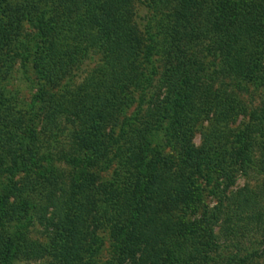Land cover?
<instances>
[{
    "label": "trees",
    "instance_id": "obj_1",
    "mask_svg": "<svg viewBox=\"0 0 264 264\" xmlns=\"http://www.w3.org/2000/svg\"><path fill=\"white\" fill-rule=\"evenodd\" d=\"M143 7L151 14L145 59L152 64L156 51L166 60L158 82L153 64L151 73H138V19ZM26 22L35 23L31 39ZM263 39L264 11L241 0H0V150L9 147L6 157L14 153L12 165L0 167V175L15 177L22 172L28 180L24 186L20 181L9 183L3 203L12 196L23 203L21 214L28 211V218L21 226L29 228L37 221L68 264L82 259L93 264L107 243L117 250L110 264H186L193 259L209 264L211 254L221 247L213 244L204 252L198 242L205 228L213 241L211 225L218 222L226 202L230 204L226 226H264V185H246L234 193L230 188L235 175L222 171V182L211 188L218 191V206L211 217L205 207L195 223L202 227L196 238L187 233L185 220L195 210L194 194L202 190L197 184L204 176L201 168L221 165L212 147L227 127L223 123L228 111L224 100L206 103L209 126L202 147L196 148L191 144L194 125H189L196 115L191 100L200 107L201 86L215 81L206 76L203 64L213 52L229 43L230 52L247 65L264 47ZM35 40L41 85L33 97L38 113L28 119L27 128L23 116L9 104L3 80L17 65H27ZM97 52L103 61L78 87H71L76 72ZM226 72L232 74L230 67L222 66L219 73ZM139 88L141 97L135 95ZM158 88H163V97ZM144 97L145 109L138 105L135 114L122 118V109ZM36 117L42 132L35 127ZM69 125L73 128L67 133ZM162 128L164 141H156V156L146 159L142 154L152 143L148 134ZM263 129L264 108L251 114L236 137L235 164L245 175L248 170H263L253 146ZM42 135L50 139L48 148L42 146L47 142ZM174 144L180 147L182 173L171 179L172 171L160 174L158 160L164 146L175 148ZM260 167L264 168L261 160ZM4 227L1 221L0 255L7 244ZM230 258L228 264L238 261L237 256Z\"/></svg>",
    "mask_w": 264,
    "mask_h": 264
},
{
    "label": "rangeland",
    "instance_id": "obj_2",
    "mask_svg": "<svg viewBox=\"0 0 264 264\" xmlns=\"http://www.w3.org/2000/svg\"><path fill=\"white\" fill-rule=\"evenodd\" d=\"M241 2L243 4L249 3L250 5H256L258 9L264 11L263 0H249L248 2L241 0ZM139 16L140 18L138 19V22L140 23L141 28L139 33L140 57L138 61V73L142 76H146V74L153 71V64L156 69L155 71L157 75L155 77L158 82L159 77L164 70L166 60L155 51L154 57L151 59L152 64H150V62L147 63L145 57L149 39L146 27L148 26V19L151 14L149 16V12L143 7L139 8ZM7 22L9 24V21ZM34 24L35 23H32V26H28V22L25 23V28L28 29L27 36H29L30 39L35 37L34 33L37 31ZM152 31L153 34L157 32L156 25L153 26ZM32 45L34 46V50L31 52V60L27 65L25 67L17 65L16 68L10 70V73L7 74L3 80L5 93L7 94V97L10 98L9 104L23 116L27 128L28 126H31V124H28V119H31L33 114L38 113V108H34L33 106V97L41 85L38 76V69L34 62L36 53L35 47L38 45V41L35 40ZM260 45L261 43H259V46ZM230 49V44L225 43V46L218 51L213 52L206 60H204L203 64L207 70L206 76L215 78V81L211 86L205 84L201 86L200 90H203V94L200 107L195 106L194 101L191 100L192 106L194 105L195 107L196 115L190 121L189 125H194L191 144L196 148L202 147L204 133L209 126L206 103L211 100L219 102H223L224 100V103L228 105L226 121L223 123L224 127H227L221 133L219 132L218 139L220 141L212 147V150H214L218 156L220 155V158L222 159L221 165H206L201 168L204 172V176L199 179L197 184L202 190L200 192H195V200L192 203L195 210L185 220V222L189 224L187 233L193 238H196L199 235V231L202 228L195 223L200 218L205 207L209 208V216L211 217L214 212L213 208L218 206V191L211 192V188L213 186L215 187L217 183L222 182L220 179L222 171H227L235 175V183L230 188V191L234 193L240 191L246 185L252 188L264 185V168L260 167V160L264 162V129L263 132H259L257 134L258 136H255L253 140L254 157L259 163V168L263 170H248V174L245 175L243 172L238 171L237 165L235 164V154L239 149L236 142L237 135L246 128L251 114L253 112H259L264 108V47L258 50L260 53L255 56L253 61L246 62L247 65L244 64L243 59L240 58L238 54L236 55L235 53L230 52ZM221 53L222 56L220 57L219 54ZM101 60L103 61L102 54L100 52L94 53V56L87 60L83 67L76 72V78L72 82L71 87H78L89 74L91 68ZM222 66H226V68L230 67L232 74L229 75L227 72L220 74L219 72ZM239 66H242L241 70H238ZM65 83L66 82L64 81L59 84L63 85ZM46 84V89H48L51 85L47 82ZM140 91L142 90L139 88V91L135 94L137 97H141ZM156 91L160 97H163V88H158ZM147 104V98L144 97L142 101L140 100V102L132 104L130 108L122 109V118L135 114L138 105H143L145 109ZM36 118L35 127L37 131H40L41 125L39 124L40 122H38V117ZM67 128L68 133L73 127L69 125ZM185 128L186 131L188 126L186 125ZM132 129L134 128L132 127L131 130ZM176 133H178V136L176 137L180 138L181 130L180 132L179 130L178 132L176 131ZM148 135L152 138V143L150 145L148 144L149 149L142 154L143 157H147L146 159L156 156L154 147L156 141H159L160 143L162 140L164 141L163 128L155 133L151 132V134ZM177 138H175V143L178 141ZM40 139L47 142H45L44 145H42L43 141L42 143L38 142V145L48 148V141L50 139L43 135ZM24 141L28 145V139ZM174 145L177 146L173 148L169 145H165L163 148L164 151L160 154L158 160H161L158 164L160 168L159 172L162 171L163 175V173L172 171L170 176L171 179H174V173L181 172L179 169L181 165L179 163L180 155L178 152L180 147L178 144ZM8 150L9 147H5L2 151L0 150V167L12 165L11 158L14 153L12 152L11 157H6ZM3 162H5V164ZM26 179V174L22 172L15 177H11L10 174L0 175V208L6 213H4V217H0V222H4L5 227L2 229L3 231H1L3 232L4 239L7 240V244L1 253L2 255H0V264H68L64 253L58 248H52L54 245L53 241H51L50 237L47 236L46 231H44L37 221L31 224L29 228L28 225L27 227L21 226V224H24L28 218V211L21 214L23 212V203L19 202L14 196L9 198L8 204H4L2 201L4 197V189H6L9 183L12 181H20L24 186L26 181L28 182ZM206 179L208 183L206 182ZM226 195L230 197V192H227ZM1 203H3L2 207ZM229 208L230 204L226 202L225 205L221 207V215L218 216V222H214L211 225L215 239L213 241L210 239V232L207 233V228H205L206 233L203 238L199 240L200 242H198V244L204 249V252L209 251L213 244L221 247L220 250L211 254L209 264H228L231 259L230 257L232 256H237L238 261L233 260L230 264H264V226H257L255 224H243L238 227L226 226V218ZM191 209L192 207L189 210ZM177 213L178 211H175L173 214L174 220L177 217ZM15 217H18L21 220L18 222L16 220L13 221ZM211 220H214V218ZM176 222L178 223L180 221ZM33 246H38L39 249L34 252L32 251ZM225 247H227V249ZM116 256L117 250L115 247L107 243L106 246L94 256L95 261L93 264H110L109 261L113 258L115 259ZM241 260L245 261L241 262ZM76 264L88 263L86 259H82ZM186 264L204 263L202 259H193L189 260Z\"/></svg>",
    "mask_w": 264,
    "mask_h": 264
}]
</instances>
